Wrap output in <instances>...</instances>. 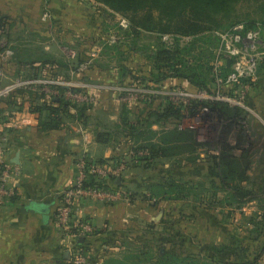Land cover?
I'll return each mask as SVG.
<instances>
[{"label": "trees", "instance_id": "16d2710c", "mask_svg": "<svg viewBox=\"0 0 264 264\" xmlns=\"http://www.w3.org/2000/svg\"><path fill=\"white\" fill-rule=\"evenodd\" d=\"M93 1L128 20L129 29L123 34L129 41L105 47L102 56L103 54L110 56L113 53L116 59L93 60L88 65L90 73L95 70L113 72L112 74L117 72L120 84L127 77L133 84L143 87L148 82L160 85L167 79H179L198 90L214 88L213 62L219 46V38L215 33L223 31L220 30L221 26L217 20L224 17L222 20L231 26L233 21L229 18L228 11L241 0ZM257 25L262 27L264 37V22L249 21L245 29L252 30ZM230 29L231 27L223 32ZM142 33L151 35L153 43L141 44ZM165 35L174 38L170 45L161 40ZM1 38H5L7 42L4 47L0 46V57L6 50L12 55L6 63H2L0 59V66L4 69L8 67L5 70H13L15 78L20 77L23 81L32 83L0 100V123L9 122L11 113L22 112L27 107V110L35 115L40 131L63 129L71 133L68 125L72 123H77L84 129L90 127L88 130L99 144L115 142L117 146L121 144L125 146L129 153H134L132 161L137 160L138 163L135 165L134 162L132 165L125 162L129 170L137 167L139 170L150 172L149 170L161 169L162 162L169 161L167 175L154 178L142 190H147L153 197L160 195L168 200L187 201L186 199L191 196L198 198L203 195L201 192H206L211 196L213 203L216 194L223 192L225 197L221 205L228 206L232 208L231 210L235 207L241 211L240 209L249 201H255L259 208L257 211L259 214L256 212L254 216L243 215L242 223L249 229L243 238H239L238 233H232L224 244L219 246L209 244L204 250L190 249L184 241L180 244L181 252L176 249L177 242L174 236L169 239L157 233H150L148 236L133 240L131 249L123 254V257L107 260L104 264H259L258 261L264 252V191L261 192V196H257L255 191L241 187L240 184L246 177L242 176L243 172L239 168H235L233 162L235 160L228 154L227 147H223L219 160L208 158L206 161L209 164L210 175L220 184L213 182L211 178L194 184L192 181H186L183 171L176 168L195 163V158L191 156L198 146L194 132L178 131L177 128L185 117L206 106L211 112L217 113V118L233 123L241 110L220 103L203 102H195L187 109L182 104L175 105L169 102L164 104L157 100V103L149 101L145 108L131 119L123 115L126 108L121 105L119 124H114L90 115L92 104L89 106L85 104L82 107L75 99L67 97L68 90L64 86L39 83L42 79L66 80L70 72L74 79L92 81V77L87 75L88 72H78L83 65L81 59H50V55L41 47L43 38L37 34L31 35L26 30L16 31L14 22L9 17H0V40ZM37 38L40 41L35 43L34 40ZM182 38H186V41L181 42ZM134 55L137 56L134 59L138 57L144 59L147 68L145 75L136 76L134 70L126 65V61ZM222 74L225 75L226 70ZM257 74L259 81L264 79V60L259 62ZM45 87L47 91L44 90ZM70 91L72 94L78 93L75 88ZM230 111H234L232 116L229 115ZM171 122L175 123V129L162 134L160 139L158 138L159 144L152 143L153 133L150 127L153 124L165 127ZM19 133L8 131L15 139ZM138 153H142L143 156L134 157ZM86 184L92 188L107 186L105 179L96 176H90ZM173 233L176 235V230ZM84 243L76 246L81 249L82 254L88 253L85 250L88 245ZM164 244H168L169 248ZM89 263L97 264L91 258L87 261V264Z\"/></svg>", "mask_w": 264, "mask_h": 264}, {"label": "rangeland", "instance_id": "374dc122", "mask_svg": "<svg viewBox=\"0 0 264 264\" xmlns=\"http://www.w3.org/2000/svg\"><path fill=\"white\" fill-rule=\"evenodd\" d=\"M47 1L45 5L41 3L38 12L32 17L26 16L24 19L30 26V31L39 33L43 38L41 47L43 51L50 53V59H81L83 65L80 66L78 72H88L87 75L92 77V81L74 79L72 78V72H70L69 78L66 80L42 79L39 83L45 85L55 83L64 86L68 90V98L75 99L82 107L85 104L87 106L90 103L92 104L90 115L114 123L117 121V124H119V116L122 113H120L121 105L126 108V113L123 115L131 119L141 109L145 108L144 106L149 101L184 105L187 100H182L178 94L191 95L200 91L186 81L179 79H167L160 85L148 82L143 87L142 85L133 84L127 77L120 84L117 72L112 74L113 72L95 70L90 73L88 65L93 60L116 59L113 53L110 56L104 54L102 56L105 47H110L117 42L126 43L129 41L125 39L123 34L129 29L128 20L107 7L95 3L93 0H51V3L50 0ZM51 4L53 7H51ZM228 16L233 23L229 26L227 21L222 20L224 17L218 19L217 22L221 26L220 30L224 31L230 27L232 29V27L240 26L237 29L243 31L249 21L264 22V0H241L228 11ZM142 35L141 44L153 43L154 40L151 39V35L147 33H142ZM172 39L174 38L171 37V41ZM161 40H163V37H161ZM35 41L38 43L40 39L37 38ZM180 41L185 42L186 38H182ZM6 42L5 38H1L0 46L4 47ZM11 55L12 53L6 50L0 57L2 63H6L11 59ZM134 57L137 56H130V59L126 61V65L134 70L136 76L145 75L147 68L144 59L141 60L140 57L134 59ZM5 69L0 66V93H3L0 95V100L6 99L13 91L32 83V81H23L20 77L12 79L10 71ZM256 87H253V89ZM72 88L77 89L78 93L72 94L70 91ZM44 90L47 91V88L45 87ZM244 100L248 101V95L245 96ZM254 100L253 96L251 98L253 106L250 105V108L256 116V105L259 102L255 103ZM249 117L251 119L252 115L250 114ZM188 124L184 119L181 123V130L194 131ZM88 129L83 131L90 133ZM194 137L196 139V131H194ZM80 145L82 147L81 151L86 148L84 139L80 138ZM122 149H119V151ZM133 154L125 149L123 152L114 154L113 159L107 161L118 162L120 161L119 157H123L124 162H129L132 165L135 162L136 165L138 161H132ZM135 156L139 157L143 154L138 153ZM55 163H57L56 160L50 168L54 174ZM162 164L164 170H168L169 161H164ZM176 168L182 170L186 167L181 168L178 166ZM129 171H126L122 176V178H127L121 190L126 200L121 198L118 202L105 203L93 199L101 204L111 206L110 208H113L112 205L115 203H121L119 216L116 217L113 209H110V216H108L109 214L105 215L106 212L102 214L101 218L107 219L101 221L100 227L95 226V238L85 248L89 259L91 258L97 264H104L110 259H120L123 254L131 249L132 243H134L133 240L139 239L141 236H148L150 233H157L169 239L174 236L177 242L176 249L181 252L180 244L184 241L190 246V249L194 250H204L205 246L209 244L219 246L224 244L227 237L232 233H238L239 238H243L247 234L246 230H249L242 223L243 217L254 216L257 212L254 201L247 202L242 208V213L238 208L234 207L231 210L232 208L221 205L225 195L223 192L216 194L213 203L211 202V196L206 192H201L203 195L198 198L191 196V198L186 199L187 201L168 200L160 195L153 197L147 190L136 192L135 187L137 184L143 179H150L152 174L151 172L143 174V171L139 170L141 179L138 173L129 179L127 175ZM182 174L183 176L191 175L186 176L185 180H193V182L204 177L200 166L194 167L191 171L183 170ZM60 175L62 176L61 171L53 176L52 181L56 183V181L62 180ZM108 179L114 180L113 177ZM127 200L128 202H126ZM108 219V224H104ZM175 230L176 235L173 233ZM164 246L169 248L168 244H164Z\"/></svg>", "mask_w": 264, "mask_h": 264}, {"label": "crops", "instance_id": "0c3cea01", "mask_svg": "<svg viewBox=\"0 0 264 264\" xmlns=\"http://www.w3.org/2000/svg\"><path fill=\"white\" fill-rule=\"evenodd\" d=\"M46 2L48 1L0 0V17H9L14 22L16 31L26 30L31 35H39V33L30 31V26L24 19L26 16L32 17L38 12L41 3L45 5ZM51 7H53L52 4ZM39 37L41 36L39 35ZM35 43L37 42L35 41ZM9 71L11 78L15 79L13 70L9 69ZM253 87L256 88L253 89ZM253 87L247 94L248 101L246 100V103L249 107L253 106L251 102L253 96L255 103L259 102L256 105L258 111H256V116L252 113L250 119V113L241 111L233 123L217 118L223 122L224 137L219 141L209 142L204 147L196 146V151L191 155L195 158V163H191L189 167L187 165L182 171H191L194 167L200 166L204 177L196 182L189 181L197 184L205 178H211L210 180L220 184L216 178L210 175L209 164L206 161L208 158L219 160L220 152L226 146L228 154L235 160L233 161L235 168H239L243 172L242 176L246 177L241 182V187L255 191L257 196L262 195L261 192L264 191V79H260ZM24 110L26 111L27 107ZM233 114L234 111L229 112L230 116ZM184 119L191 125L188 118ZM117 123L116 121L114 124ZM78 126L80 125L77 123L68 125L71 133L63 129L44 132L40 131L36 121L32 127L20 131L17 139H11L6 158L11 162L19 153V164H14L19 170V175L12 184L15 197L0 206V264H64L68 250L72 248V240L61 235L55 215L61 203V193L71 184L75 176V161L81 153V135L77 132ZM175 127V123L172 122L165 127L153 124L150 127V131L153 133L151 142L159 144L158 138L160 139V136L168 131H173ZM83 139L86 145L85 149L89 151L90 156L105 163L108 162L107 160L113 159L114 154L123 152L125 149V147L122 149V145L117 146L115 142L106 145L99 144L94 140L91 132L82 137ZM119 149L122 150L119 151ZM55 160L57 162L54 164L55 174L60 171L62 174V176L60 175L62 180L56 181V183L52 181L55 174L50 170L51 164ZM142 171L143 174H148V171ZM149 171L151 174L154 171V174L150 179L141 180L135 187L136 192H141L154 178L167 175V170H164V167ZM137 173L141 179V173L137 168L130 169L127 173L128 178L130 179ZM125 180H127L125 177L121 180L117 178L114 180L113 186L122 190ZM40 204H43L42 207L45 208L43 212L32 207V205ZM254 204L258 211L259 208L255 201ZM120 206L121 203H115L112 205L113 208H110L111 206L101 204L93 199H85L77 204L74 210L76 216L88 219L94 227L97 225L100 227L101 221L107 219L101 218L102 214L104 212H106L105 215L109 214L110 209H113L117 217L121 213ZM108 221L109 219L104 224H108ZM94 238L95 236L89 238L86 244L93 242Z\"/></svg>", "mask_w": 264, "mask_h": 264}, {"label": "built area", "instance_id": "2783aa9c", "mask_svg": "<svg viewBox=\"0 0 264 264\" xmlns=\"http://www.w3.org/2000/svg\"><path fill=\"white\" fill-rule=\"evenodd\" d=\"M237 28L240 26L215 33L219 38V46L216 49V57L213 62L214 88L200 90L191 95L178 94L182 100H187L184 103L187 109L195 102L220 103L229 108L239 109L243 113H253L244 98L253 85L259 81L257 67L259 61L264 59V37L260 25L252 30L241 31ZM163 41L168 45L171 44V38L168 35L163 36ZM224 70H226L225 75L222 74ZM1 94L3 93L1 92ZM210 116L217 117L215 113L210 112L204 106L187 117L191 119L190 127L196 131L195 142L200 147L206 146L213 136ZM36 121L34 114L23 110L11 113L9 122L0 123V206L15 197L12 184L19 175L17 166L6 158L8 146L13 139L8 131H23L32 127ZM177 128L181 130L182 125H177ZM83 130L80 126L77 127L81 139L89 134ZM87 162L88 166L86 167ZM126 165L123 159L113 163H98L90 156L88 150L81 151L76 162L75 176L71 184L61 193V203L55 215L61 235L72 240V248L68 250L64 264H87L88 253L82 254L81 249L76 246L80 240H83L82 243H84L95 236L94 225L88 219L76 216L74 207L85 199H97L105 203L118 202L121 198L126 200L121 190L113 186L114 180L117 178L121 180L129 170ZM90 176L105 179L107 186L104 188L90 187L86 184ZM109 177H113L114 180H109ZM258 262L264 264V252Z\"/></svg>", "mask_w": 264, "mask_h": 264}, {"label": "water", "instance_id": "95a60500", "mask_svg": "<svg viewBox=\"0 0 264 264\" xmlns=\"http://www.w3.org/2000/svg\"><path fill=\"white\" fill-rule=\"evenodd\" d=\"M211 112V111H210ZM214 113V112H213ZM217 114V113H215ZM210 121H211V127L213 129V136L210 139V142H216L219 141V138L224 137V132H223V122L218 120L217 118L211 117L210 116ZM209 143V142H208ZM207 143V144H208ZM13 164L18 165L19 164V153L15 155V157L11 161ZM43 204L40 205H32L34 209L37 211L43 212L45 210L44 207H42ZM83 240H80L79 243H82Z\"/></svg>", "mask_w": 264, "mask_h": 264}]
</instances>
